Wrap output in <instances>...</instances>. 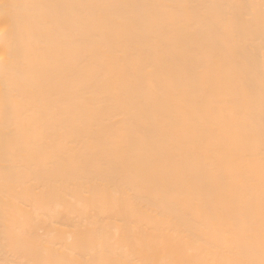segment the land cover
<instances>
[{"label":"bare ground","instance_id":"1","mask_svg":"<svg viewBox=\"0 0 264 264\" xmlns=\"http://www.w3.org/2000/svg\"><path fill=\"white\" fill-rule=\"evenodd\" d=\"M0 264H264V0H0Z\"/></svg>","mask_w":264,"mask_h":264}]
</instances>
